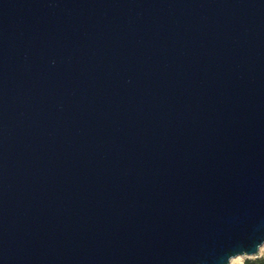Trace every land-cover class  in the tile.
Masks as SVG:
<instances>
[{
	"label": "water",
	"instance_id": "water-1",
	"mask_svg": "<svg viewBox=\"0 0 264 264\" xmlns=\"http://www.w3.org/2000/svg\"><path fill=\"white\" fill-rule=\"evenodd\" d=\"M263 243L264 0H0V264Z\"/></svg>",
	"mask_w": 264,
	"mask_h": 264
},
{
	"label": "rangeland",
	"instance_id": "rangeland-1",
	"mask_svg": "<svg viewBox=\"0 0 264 264\" xmlns=\"http://www.w3.org/2000/svg\"><path fill=\"white\" fill-rule=\"evenodd\" d=\"M259 256H264V245L262 246V248L259 250L258 254L256 256H246V255H241V257L235 258L233 260H229L230 264H243L244 260L246 258H255V257H259Z\"/></svg>",
	"mask_w": 264,
	"mask_h": 264
},
{
	"label": "trees",
	"instance_id": "trees-1",
	"mask_svg": "<svg viewBox=\"0 0 264 264\" xmlns=\"http://www.w3.org/2000/svg\"><path fill=\"white\" fill-rule=\"evenodd\" d=\"M243 264H264V256H259L255 258H246Z\"/></svg>",
	"mask_w": 264,
	"mask_h": 264
},
{
	"label": "bare ground",
	"instance_id": "bare-ground-1",
	"mask_svg": "<svg viewBox=\"0 0 264 264\" xmlns=\"http://www.w3.org/2000/svg\"><path fill=\"white\" fill-rule=\"evenodd\" d=\"M263 245H264V243L261 244V246L259 247V250L262 248ZM238 257H241V255H237V256H235V257H232L230 260H233V259L238 258Z\"/></svg>",
	"mask_w": 264,
	"mask_h": 264
}]
</instances>
